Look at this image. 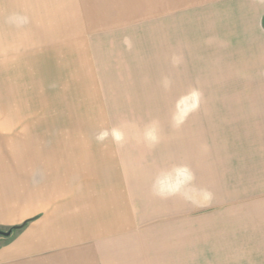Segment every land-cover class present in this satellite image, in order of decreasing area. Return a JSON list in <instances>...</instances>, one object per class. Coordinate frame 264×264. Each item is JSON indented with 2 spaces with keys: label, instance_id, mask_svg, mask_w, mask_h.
Wrapping results in <instances>:
<instances>
[{
  "label": "rangeland",
  "instance_id": "rangeland-1",
  "mask_svg": "<svg viewBox=\"0 0 264 264\" xmlns=\"http://www.w3.org/2000/svg\"><path fill=\"white\" fill-rule=\"evenodd\" d=\"M191 2L0 0V197L85 236L10 264H264V117L180 83Z\"/></svg>",
  "mask_w": 264,
  "mask_h": 264
},
{
  "label": "crops",
  "instance_id": "crops-1",
  "mask_svg": "<svg viewBox=\"0 0 264 264\" xmlns=\"http://www.w3.org/2000/svg\"><path fill=\"white\" fill-rule=\"evenodd\" d=\"M195 1V3L191 2L189 4L192 5L191 7L195 6L194 9H190L189 14L180 19L179 62L183 66L182 69L187 70L188 66L196 68L200 73L196 79L186 81L180 78V83L197 87L196 84H201L202 87L204 85L210 86L211 84L219 85L222 83L225 85L227 83V91L224 92L225 94L222 93V96L219 95L220 93L214 92L211 95L216 94L218 96H203L200 99L242 101L244 109L250 111L244 115L264 117V0ZM192 55L196 57V60L189 66L188 59ZM168 81L171 82L170 79ZM174 83L178 82L174 81ZM260 126L264 127V120H261ZM25 196L23 195V197ZM42 196H44L42 198L43 202L46 201L48 204L37 206V203H35L36 206H33V200L23 198L22 202L24 204L14 209L9 206L11 203L7 196L0 197V207L3 211L11 209L19 214H25L34 209L43 214L17 238L9 242H3L0 246V263L10 264L9 262L13 260L19 262L36 252L53 250L60 246H71L85 239V236L79 238L68 236L66 241L65 239L60 240L57 229L68 228L71 225L55 217L59 216V208L63 207L65 209V205L69 203L65 199L61 201L63 204L54 203L53 198L46 199L45 194H42ZM65 212L64 210L63 213ZM10 214L2 217L5 219L2 222L9 221L14 216ZM26 215L19 218L21 219ZM16 217L18 216L13 218ZM47 229L51 230L52 238L49 237L48 233H51ZM11 235L12 232L8 236ZM8 236L0 235L6 240ZM73 252L75 251L73 250Z\"/></svg>",
  "mask_w": 264,
  "mask_h": 264
},
{
  "label": "water",
  "instance_id": "water-1",
  "mask_svg": "<svg viewBox=\"0 0 264 264\" xmlns=\"http://www.w3.org/2000/svg\"><path fill=\"white\" fill-rule=\"evenodd\" d=\"M11 233V229L7 230V231H1L0 230V235L1 236H8Z\"/></svg>",
  "mask_w": 264,
  "mask_h": 264
},
{
  "label": "trees",
  "instance_id": "trees-1",
  "mask_svg": "<svg viewBox=\"0 0 264 264\" xmlns=\"http://www.w3.org/2000/svg\"><path fill=\"white\" fill-rule=\"evenodd\" d=\"M264 24V23H263ZM16 228H19L18 226H13V227H11V229L13 230V229H16Z\"/></svg>",
  "mask_w": 264,
  "mask_h": 264
},
{
  "label": "bare ground",
  "instance_id": "bare-ground-1",
  "mask_svg": "<svg viewBox=\"0 0 264 264\" xmlns=\"http://www.w3.org/2000/svg\"><path fill=\"white\" fill-rule=\"evenodd\" d=\"M27 167H29V166H27ZM19 169V168H18ZM29 169V168H28ZM23 170V169H22ZM23 172V171H22ZM25 173V172H24ZM11 174V173H10ZM50 182H51V180H50ZM54 187H55V185H54ZM54 190H56L55 188H54Z\"/></svg>",
  "mask_w": 264,
  "mask_h": 264
}]
</instances>
